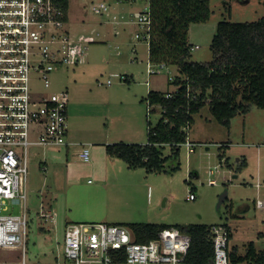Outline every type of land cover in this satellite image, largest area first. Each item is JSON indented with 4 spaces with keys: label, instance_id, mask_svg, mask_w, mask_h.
<instances>
[{
    "label": "rangeland",
    "instance_id": "rangeland-1",
    "mask_svg": "<svg viewBox=\"0 0 264 264\" xmlns=\"http://www.w3.org/2000/svg\"><path fill=\"white\" fill-rule=\"evenodd\" d=\"M107 1L109 15L98 16L91 12L86 1L70 0L71 36L75 40L81 35L93 36L96 42L87 45L86 64L60 67L53 73V90L71 88L75 81H84L87 108L77 118L81 126H92L98 132L109 127L113 134L122 137L132 130L136 133L134 140L144 143L147 142L148 111L142 100L150 91L176 93L179 87L170 85L169 81L179 73L175 67H168L159 74H148V42L143 39L145 35L138 40L136 34L142 30L137 25V17L149 7V0ZM210 8L212 15L206 24L191 26L193 62L212 60L211 44L219 22L251 23L264 17V0H210ZM114 16L118 18L116 21ZM122 75L130 76V82H122ZM108 80L112 81L111 86H107ZM37 89H42L41 83ZM148 116V121L156 125L161 118L160 110ZM190 140L195 144L194 152L184 144L180 157L171 158L160 173L130 168L122 177V185L137 188L138 205L150 200V209L160 214L152 221L209 227L227 225L233 235L231 252L236 249L239 256H245L253 246L258 255L262 254L264 209H258L256 202L264 200V109L252 107L249 113L232 119L227 129L205 106L194 116ZM29 151L26 254L31 262L53 264L64 260L67 221L91 222L85 219L95 217L103 208V199L90 191L99 185L95 177H82L69 189L62 175L40 171L41 148L32 147ZM164 154L170 156L169 147ZM221 155H224L222 161ZM73 161L79 166L85 164L79 158ZM210 180H216L217 184L210 185ZM258 184L260 189L256 188ZM191 191L196 197L193 201L188 200ZM11 209L20 212L19 206ZM55 213L53 219L46 216ZM69 213L70 220H67ZM138 219L133 222H145L148 218ZM21 251L22 248H0V261L17 260Z\"/></svg>",
    "mask_w": 264,
    "mask_h": 264
},
{
    "label": "built area",
    "instance_id": "built-area-1",
    "mask_svg": "<svg viewBox=\"0 0 264 264\" xmlns=\"http://www.w3.org/2000/svg\"><path fill=\"white\" fill-rule=\"evenodd\" d=\"M84 1L93 14L109 15L107 0ZM68 23L69 9L63 7L62 0H0V248H22L17 260L0 264H42L31 262L26 254L29 150L32 146L68 144L70 93L67 88L54 91L52 75L60 67L82 64L87 45L96 42L93 36L84 35L75 40ZM137 25L142 30L136 39L145 35L149 52L150 7L138 15ZM168 67L150 62L147 71L151 76ZM121 81L126 82L127 77L122 75ZM39 83L41 90L37 89ZM152 108L147 104L148 114ZM185 144L194 152V143L188 139ZM89 155L88 149L83 150L85 161ZM209 184L217 183L210 180ZM256 186L261 188L259 184ZM195 198L190 192L188 200ZM17 206L19 213L11 209ZM256 207L264 209V200H258ZM210 232L215 255L212 264H231L226 226H211ZM191 243L190 235L178 228L165 229L156 239L137 243L135 234L125 225L70 224L64 236V260L53 264H188Z\"/></svg>",
    "mask_w": 264,
    "mask_h": 264
},
{
    "label": "trees",
    "instance_id": "trees-1",
    "mask_svg": "<svg viewBox=\"0 0 264 264\" xmlns=\"http://www.w3.org/2000/svg\"><path fill=\"white\" fill-rule=\"evenodd\" d=\"M62 5L68 11L69 0H62ZM149 7L152 17L149 60L154 65L175 67L179 75L169 84L179 89L176 93L150 91L143 100L153 107L152 113L157 109L161 113L156 125L148 121L147 144H113L106 151L130 168L160 173L171 158L180 157L194 116L205 106L227 129L232 119L249 113L252 107L264 109V17L251 23L219 22L211 44L212 60L193 62L194 46L189 41V29L192 24L210 20V0H149ZM170 94L173 97L167 98ZM166 147L171 150L170 156L164 154ZM223 158L221 155V161ZM125 226L133 231L137 243L154 240L165 229L178 228L192 239L188 264L214 262V242L207 225L129 223ZM224 226L231 241V229ZM229 258L231 264L264 263V252L258 255L251 246L245 256H239L233 249V252L229 250Z\"/></svg>",
    "mask_w": 264,
    "mask_h": 264
},
{
    "label": "crops",
    "instance_id": "crops-1",
    "mask_svg": "<svg viewBox=\"0 0 264 264\" xmlns=\"http://www.w3.org/2000/svg\"><path fill=\"white\" fill-rule=\"evenodd\" d=\"M191 26L189 29V40L191 35ZM84 64H86V60L81 65ZM125 76L127 77L126 82H130V76ZM132 78L134 79V77ZM106 84L107 86L112 85V83L111 85L108 83ZM66 88L70 93V104L68 110V144L64 147L32 146L43 150V156L40 160H38L43 167L41 168V166H39V169L40 171L43 170L42 172L44 173L52 172L56 175H62L63 179L68 182L67 184L69 185V189L73 188L76 182L79 183L78 180H80V178L93 176L98 180L99 185L93 186L90 191L91 193L100 194L103 199V208L97 212L95 217L92 219H85L91 220V222L71 220L67 221L66 226L78 223H108L126 225L129 223H135L133 222L135 220H140L138 218L148 219L145 222L140 221L136 223L174 225L172 223L152 221V218H155L160 214L155 210L150 209V200L147 199V204L144 205L139 199L141 204L138 205L137 188L134 186L122 185V177L127 171L131 170L129 165L121 159L109 156L106 151V147L113 144L125 143L130 145H145L147 142L139 143L140 141H135L134 138L136 133L132 130L122 137L117 134H113L109 127L104 131L98 132L94 131L92 126L88 128L81 126L79 121H77V118L81 116L82 111H84L86 106V98L84 100L86 95V83H84V81H75L71 88L68 86H66ZM110 95L111 94L108 95L109 107L111 106ZM148 115L147 122L149 120ZM70 118H73V122L71 123H69ZM80 126L82 128H80ZM89 129L91 130L90 132ZM85 130L88 132L85 133ZM189 141L192 142L190 140V132ZM85 149H88L90 153L88 161H85L82 158V152ZM75 158H79L85 164L82 166L75 164L73 161ZM30 161L29 151V167ZM149 190L150 188H148L147 192L148 197ZM124 209H127V212ZM70 215V213L69 216L67 214V218H69L67 220H70ZM46 216L53 219L56 216V213L54 215L48 214Z\"/></svg>",
    "mask_w": 264,
    "mask_h": 264
},
{
    "label": "water",
    "instance_id": "water-1",
    "mask_svg": "<svg viewBox=\"0 0 264 264\" xmlns=\"http://www.w3.org/2000/svg\"><path fill=\"white\" fill-rule=\"evenodd\" d=\"M226 197V194L223 196V199Z\"/></svg>",
    "mask_w": 264,
    "mask_h": 264
}]
</instances>
